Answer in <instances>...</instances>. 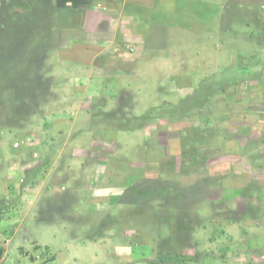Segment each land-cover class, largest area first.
Listing matches in <instances>:
<instances>
[{
    "label": "rangeland",
    "instance_id": "rangeland-1",
    "mask_svg": "<svg viewBox=\"0 0 264 264\" xmlns=\"http://www.w3.org/2000/svg\"><path fill=\"white\" fill-rule=\"evenodd\" d=\"M138 1L0 0V83L10 70L15 83L0 85V221L1 215L20 217L0 236L5 264H56V257L59 264H119L114 246L126 242L138 264H198L184 256L170 263L166 257L186 248L204 259L213 255L212 244L215 255H223L216 240L210 243L217 233L202 229L214 217L233 213L234 206L218 200L219 187L239 180L236 165L247 166L230 152L222 154V141L235 140L239 128L242 142L250 141L248 134L264 137V0H155L152 8ZM87 11L113 15L120 23L118 37L146 40L134 65L122 67L117 59L108 68L98 60L94 70L86 67L79 55ZM120 48L117 56L137 55L133 47ZM163 62L166 70L159 67ZM77 86L90 90L75 92ZM112 129L133 132L134 138L115 142L107 136ZM115 143L122 153L118 162L129 172L123 196L98 208L104 216L89 212L86 236L88 221L78 218L85 213L77 209L74 216L76 207L67 199L38 193L43 187L52 193L55 185L63 189L70 180L94 181L81 166L95 164L96 151H112ZM232 145L236 149L234 141L224 146L230 151ZM71 148L93 152L81 158ZM55 158L73 168L72 175L52 171ZM103 170L94 175H107ZM207 177L212 179L207 189L197 192ZM163 186L170 189L166 195L159 192ZM24 194L29 198L20 201ZM104 227L117 240L77 243L95 239ZM153 232L160 235L157 254L135 246L129 236L144 234L148 242ZM235 251L227 254L241 263ZM254 264H264V256Z\"/></svg>",
    "mask_w": 264,
    "mask_h": 264
},
{
    "label": "crops",
    "instance_id": "crops-1",
    "mask_svg": "<svg viewBox=\"0 0 264 264\" xmlns=\"http://www.w3.org/2000/svg\"><path fill=\"white\" fill-rule=\"evenodd\" d=\"M155 0H139V3H144L147 5H142L145 7L152 8L153 3ZM71 10H79V9H71ZM112 10L109 9V12ZM89 16V21L87 22V29H85L86 34V40L83 42V48H84V54H80L79 56H83V59L85 60V65L88 69L94 70L96 67V61L104 62L107 61V68L110 67L111 60H119L124 61L122 64V67H129L130 65L135 64V60H138L140 58V50H141V43L145 42L146 40H137L136 38H126V37H118V29L120 26L119 21L114 18L113 15L97 11H87ZM60 18V13H59ZM97 20L100 21V23L97 22ZM102 22V23H101ZM79 27H77L78 29ZM100 31V35H97V33ZM104 33L105 36L102 34ZM149 41V39H148ZM147 41V42H148ZM121 45V50L124 52V47L127 46L128 48L133 47L135 51H137V55H129L126 52L123 53V55H116V50L118 46ZM123 45V47H122ZM76 47L79 48V45L76 44ZM106 58V59H105ZM169 65H167L166 62H163L162 65H159L160 68L163 70H166ZM106 67L104 64L102 67H98L100 69H103ZM148 70H150V66L147 67ZM164 74H167V72H163ZM162 73V74H163ZM92 74V73H91ZM101 74V73H100ZM150 74V73H149ZM108 91H113V89L110 86H106L105 88ZM75 92L80 91H89V87L85 86H77L75 89H73ZM116 130V131H114ZM240 128L236 131L235 134V140L236 142V149L235 145L233 149L234 150H228L224 145L227 143H233V141L223 142L222 141V154H226L227 152H230L229 155L232 157H236L241 159L242 161L247 162V166L243 165H236L235 171L238 175L239 180H228L226 182H223L222 185L219 187V197L218 200L220 202H224L227 204L228 207H233V213L227 214L221 216H216L212 219L213 223L209 224L210 227L201 228L202 231H207V233L215 235L217 233V237L213 240H211L210 243L215 242V240L219 243V249H221L222 256H225L227 254L228 250H233V248H237V251L235 253L239 255V260L241 263L237 264H254V261H256L257 257L261 260L264 256V137L263 134L259 137H254L249 135L246 136L250 141L242 142L240 138H238V131ZM111 135V136H110ZM246 134H242V137H245ZM90 136V135H88ZM107 136H110L109 138L114 140L115 142L119 138L124 137H130L134 138L133 132L128 133L123 130L118 129H112L107 133ZM112 136H115V138H112ZM262 138V139H261ZM107 139V138H106ZM148 144L150 143L151 138L147 137ZM244 143V144H242ZM153 144V143H151ZM104 148V147H103ZM230 148V145H229ZM71 154L72 156H75L76 154H79L81 158H84V156H88L89 152H93L92 150H86L82 148H71ZM100 150V149H97ZM75 152V153H74ZM100 154L96 156L98 161L95 162V164H87L84 166H81L80 171L84 174H90L89 177H94L91 179V181H71L67 182L65 184V187L62 188H55L52 193L48 190L47 187H43L40 192L38 193V197L47 198L49 197H61V199H67L69 205H73L76 207V210L73 211V215L75 214V211L77 212V209L81 210L83 215L79 214L80 219L85 218V220L88 221L91 216V211L96 212L95 214L103 215L102 212H99L102 205L106 204H116L123 196V190H124V181L127 176H129V172L125 171L124 163L122 159H119L118 162V156H122L119 153L118 154V148L117 144L115 143V148L112 151H109L107 148L105 150L96 151ZM93 155V154H91ZM88 160V159H87ZM207 160V158H206ZM205 160V161H206ZM108 161H113V167L107 166L106 163ZM64 164L61 161V164L59 163V158H55L54 161H52V171L59 168V171H62V169L65 170L68 175H72L71 173L74 172L73 168H69L68 165ZM146 167V166H145ZM98 168V169H97ZM104 169L107 173L104 174L102 171V175H94L96 170ZM229 172L232 170V168L229 166L227 169ZM226 169L218 168V173L221 171L227 172ZM145 174V171H144ZM212 174L215 175V171L212 172ZM132 175V173H131ZM230 176H228L229 178ZM64 191H62V190ZM207 187H205V190ZM58 190V194H55V192ZM49 191V192H48ZM4 194V192H2ZM5 198L6 195H4ZM225 196V198H224ZM29 198L27 194H24L20 201L23 198ZM48 197V198H49ZM3 198L0 197V203H2ZM215 200V198H213ZM97 206L96 209L88 210V206ZM242 206L243 210H240V207ZM21 210H19L20 213ZM108 212V211H107ZM85 215V217H84ZM1 221L0 226L3 227L2 232H0V236H4L3 233L7 234L8 232H5L7 229L9 231L11 225L16 222H18L16 218H13V216H7V215H1ZM75 216V215H74ZM102 216V217H103ZM22 217V215H21ZM101 217V219H102ZM111 216L106 217L110 218ZM69 218V217H68ZM75 218V217H74ZM22 219V218H21ZM72 220V219H71ZM22 226V225H21ZM20 227H18L14 232V240L19 237V230ZM92 228V224L88 221L85 223V228L83 234L87 236L88 232H90V228ZM107 228V227H106ZM101 228L99 229V234L95 239L87 238L86 241L83 242H77L79 244H86L89 242H105L107 239H115L117 240L119 235H113L110 231L111 229ZM108 231V232H107ZM216 231V232H215ZM126 234V233H125ZM128 234H126L127 236ZM149 235V234H148ZM125 236V235H124ZM122 235V237H124ZM132 237V243H136L135 246L137 247H148L149 249H152L157 254L158 251V242H156L159 238L158 232H153L150 234L152 236V239H148V242H145V237L147 235L144 234H134L129 235ZM154 238V239H153ZM168 241L170 242L171 237H167ZM151 241V242H150ZM130 243V242H129ZM128 242L123 243L121 245L116 244L114 246V255L115 258L118 260L119 264H138L137 256H134L133 252L134 249L132 246L129 245ZM169 245V244H168ZM211 251L213 255L207 256L204 259L196 257L195 254H189L186 252V248H184V251L180 254L176 255H168L166 257V260L170 263L178 261H183L180 258L186 257L188 260H195L198 264H235L232 260V257H229V253L227 254V258L223 259L222 256L215 255V244H212ZM0 248H2L0 246ZM141 250L139 248H136L135 251ZM4 252V250H3ZM10 254V257L12 260L16 257L14 254ZM194 255V256H193ZM218 256V257H217ZM2 258V257H1ZM151 258H149L150 260ZM236 259V258H233ZM8 260V254L5 256V262ZM18 261V260H17ZM55 263L59 264L61 263V260L59 258H55ZM182 264V263H180Z\"/></svg>",
    "mask_w": 264,
    "mask_h": 264
},
{
    "label": "trees",
    "instance_id": "trees-1",
    "mask_svg": "<svg viewBox=\"0 0 264 264\" xmlns=\"http://www.w3.org/2000/svg\"><path fill=\"white\" fill-rule=\"evenodd\" d=\"M11 71V70H10ZM10 71H5V73H3L2 75H1V78L4 80V84H1L0 83V85H5V86H7V87H9V88H12V86L15 84L14 83V77H13V75L11 74V72ZM40 77H42V76H40ZM204 159V161L206 160V157H204L203 158ZM212 179H211V177H207V178H205V179H202L201 180V182L199 183V185L201 186V189L199 190V191H197V192H199V193H203L204 192V190H205V187L207 186V185H209V184H207V183H209L210 181H211ZM205 183V184H204ZM207 184V185H206ZM197 186H198V184H197ZM199 186V187H200ZM170 189H169V187L167 186H163V187H160L159 188V192H160V194H162V195H166V192L167 191H169ZM177 227H178V229L180 230V231H183L184 229H186L185 228V226L183 225V222L181 223V222H179V220L177 221ZM192 230V229H191ZM3 256V249L2 248H0V258ZM0 264H3V262L1 261V259H0Z\"/></svg>",
    "mask_w": 264,
    "mask_h": 264
}]
</instances>
